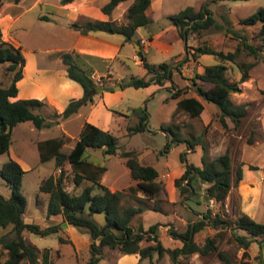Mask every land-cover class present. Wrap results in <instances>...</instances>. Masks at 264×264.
Segmentation results:
<instances>
[{"label":"trees","instance_id":"16d2710c","mask_svg":"<svg viewBox=\"0 0 264 264\" xmlns=\"http://www.w3.org/2000/svg\"><path fill=\"white\" fill-rule=\"evenodd\" d=\"M17 2L18 0H13ZM71 0H60V4H65ZM126 0H108L100 7L102 14L109 16L111 11ZM212 2L215 0H211ZM150 0H132L127 7L126 21L121 24H114L107 21L85 22L82 24L72 22L70 26L81 33L92 31H108L119 34L123 41L131 40L135 35L137 27H147L151 20L145 15V10L149 6ZM204 15L206 17L204 18ZM168 20L176 28L181 39L186 38L187 34L201 28H207L212 23V18L205 9L193 11L191 7H186L177 13L168 15ZM240 30L249 26H256L258 46H253L246 41L244 34H238L230 30L235 38L238 39L233 51L216 50L210 46H196L192 48V56L208 54L217 57L221 62L229 61L233 63L240 72L238 82H230L225 77V66L221 63L207 65L201 73H194L189 78L197 97L205 102L216 106L218 113L217 119L221 126L226 127L225 118H228L233 127L236 128L241 118L245 115L244 104H232L229 100V93L239 90L237 83L248 79L249 69L252 63L237 62L236 58L242 48L247 49L251 54L262 52L264 50V6L258 7L254 12L239 20ZM241 46V47H240ZM188 49V46H186ZM139 58L145 70L141 77L130 76L126 82V87L134 89L145 88L150 85L164 86L170 81L172 70H178L187 58L179 61L176 67L171 68L167 62L149 64L141 51H137ZM60 60L65 67L68 78L76 81L82 88L83 94L80 99L70 100L66 107L60 113L55 111L52 118L35 113L34 110L45 106L46 104L38 99H16V82L21 78V70L24 58L19 47L0 39V63L5 64L7 74V83L0 85V153L7 151L12 127L22 121H30L35 129L49 127L64 120L77 112L81 105L91 104L94 95L97 94V88L104 89L103 78L99 81L93 80L91 70L83 67L77 54L60 53ZM147 76V78H145ZM187 86L178 88L170 93V98L176 99V110L183 111L188 117H197L203 109L201 102L193 96H183L186 93ZM111 90V88H110ZM146 118L142 115L135 125L127 126L125 135H132L145 130ZM170 142H183L179 132L172 126L166 125L160 128ZM69 140L64 135L47 137L36 142L39 161L52 159L58 175H48L38 184V194H44L45 215L47 217L59 215L60 222H54L45 227H40L33 223H25L22 214L25 208V199L20 194V182L24 170L12 159L0 165V179H2L10 188L11 193L8 198L0 196V228L10 227L8 234L0 235V249L6 257L1 264H20L25 261L27 264H51L48 258V249H43L42 257L38 262V250L35 246L27 243L23 239V233L28 232L43 237L50 234H57L59 243L65 242L60 236L65 224L86 231L90 236L89 254L90 257L85 264H98L101 258L102 250L105 248L116 250L121 254L137 253L140 259H147L148 264H154L153 255L157 257L167 253L173 262H176L179 256H188L190 254L207 255L214 252L217 248L213 237H205L202 244L193 240L195 233H198L203 227L209 226L213 229L229 227L232 239L242 249H247L250 243L256 239L264 240V223L257 222L244 213H240L232 221L224 220L218 215L211 216L209 210L202 214L201 219L189 222L182 232L169 230L170 235L179 239L181 244L178 247L167 248L163 246L158 239L157 233H154L155 226L151 225L143 230L140 223L133 225L134 217L138 216L143 210V206L121 207L119 205L122 196L121 191H110L99 182L100 174L105 170L104 167L94 165L83 155L85 149H100L103 155L117 154V138L109 131H103L89 123H83L77 137L67 152L62 151V146ZM251 143L250 138L247 140ZM190 146L199 143V139L188 141ZM168 143L164 144V149ZM204 149V147H203ZM124 159L131 180L135 182L134 187H129L130 191H139L145 198L155 197L161 189L157 182L158 173L150 165H142L138 162L134 151H122L118 153ZM180 163L185 167L179 178L174 180V186L178 191L179 198L187 201L189 197L195 195V188L192 184L194 180L206 183L203 191L205 200H212L216 203H222L231 187V168L230 156L227 151L208 159L206 153L202 154L200 161L201 167L194 166L191 163L184 162V154L179 155ZM239 162L234 170V183L241 179V165ZM66 165L71 171L72 182L75 186L83 181L88 184L78 193L68 192L63 183V176L66 172ZM249 169H256V166L248 165ZM185 180V181H184ZM262 183L264 184V170L262 174ZM97 188L98 193H92ZM38 201V196H36ZM87 207V210L85 208ZM152 209L156 210V206ZM93 213H102L104 222L97 225L90 216ZM240 230L245 234H237ZM248 235V236H247ZM67 241V240H66ZM143 241L146 244H142ZM220 260H225V256L218 252ZM264 264V260L261 262Z\"/></svg>","mask_w":264,"mask_h":264},{"label":"rangeland","instance_id":"374dc122","mask_svg":"<svg viewBox=\"0 0 264 264\" xmlns=\"http://www.w3.org/2000/svg\"><path fill=\"white\" fill-rule=\"evenodd\" d=\"M7 1L13 0H0V8L5 6ZM94 1V0H92ZM101 1V0H98ZM152 5L155 1L151 0ZM161 3L155 12H151L155 9L150 5V11L148 16L153 19V25H162L164 23L162 15L174 14L178 11L191 7L193 11L205 9L212 18V23L207 28H201L195 31H191L187 34V43L192 42L187 51L196 46H210L216 50L233 51L236 47L238 39L235 38L233 33L235 31L238 34H244L247 43L258 46L255 33L257 31L256 26L245 27L244 29L239 25V20L248 16L254 12L258 7L264 6V0H160ZM127 7L130 4V1ZM28 6V2L19 5L18 8H10L11 12H18L20 8L24 9ZM123 6V5H121ZM126 6L114 8L108 19L114 24H121L126 21L125 13ZM152 6V7H151ZM6 8V7H5ZM0 9V10H1ZM100 10V8H99ZM53 0H48L46 6L39 4L26 10L20 18L16 20L14 26H30V24H63L64 20L58 18L54 13ZM101 12V11H100ZM38 13L48 14L56 17L55 21H36L35 16ZM1 14V12H0ZM206 15H204V18ZM1 22V20H0ZM49 27L50 25H45ZM146 33L145 29H142ZM193 33V37L189 34ZM12 34L17 37L21 43H24V33L22 29L16 28L12 30ZM193 40V41H191ZM178 48L183 47V42L178 43L174 39L173 41ZM22 43V45H23ZM241 47V46H240ZM152 55V54H150ZM197 56V55H196ZM190 60L194 59L192 52L189 53ZM188 59V57H187ZM189 60V59H188ZM237 62L252 63V67L249 69L251 81L248 84H240L239 90L229 93V100L232 104H244L245 115L241 118V124L236 129L223 127L218 122L217 113L218 110L212 103L204 102L205 110L202 111L201 118L188 117L187 120L178 116L173 117V121H178L177 125L172 122L170 116L171 110L169 106L172 104L173 99L170 98L169 92L164 89L158 90V88L150 86L148 88L134 89L132 87H124L126 99L123 101L122 111L125 114L124 117L115 116L110 133L117 138V154L115 155H103L100 149H85L84 156L94 165L102 166L105 168L102 174H100L99 182L107 187L110 191H121L123 194L120 198L119 205L121 207L128 206H151L152 203H148V200L141 197H135L134 191H130L129 187H134V182L131 180L128 170L124 165V159L120 157L118 153L122 151H134L139 163H145V158L156 157L157 162H151L152 166L158 173L176 169L181 165L179 155L183 154L184 148L189 147L188 141L199 139V143L192 145V151L184 156L187 163H191L201 167L200 158L202 154L206 153L208 159L219 154V151L228 152L230 156V168H231V187L222 203H216L209 200H205L203 197V191L206 187V183L199 180L192 182L195 188V195H191L187 201L179 200L175 204H169L163 197V194L159 195V201L154 205L159 207L161 211L176 212V217L184 219L185 222L175 218L174 224L170 230L182 232L185 230L186 225L197 219L202 218V214L209 210L210 215H218L224 220L232 221L240 213L244 211L248 212L250 217L257 222L264 223V184L262 183V172L257 171L259 166L264 164L263 160L251 161L250 164L242 162L241 165V179L234 183V170L236 165L241 162L243 150L246 144H250L247 140H252L253 146L264 143V50L251 54L247 49L241 47ZM162 58L159 55L149 56V62L160 63ZM180 60H178L171 68L177 66ZM220 60L213 55H206L201 63H208V65L217 64ZM171 63V62H170ZM5 64L0 63V85L7 83V74L5 71ZM131 66V63L129 65ZM195 65L190 68L189 64H186L183 69L188 80L186 93L184 95H196L192 87V82L189 80L188 74L195 72ZM236 67V66H234ZM173 71V70H172ZM175 71V70H174ZM229 74L231 70L228 71ZM119 73V72H117ZM134 75L140 74L133 72ZM147 78V76H145ZM173 82L178 84L182 83L177 74L172 75ZM188 86L190 88L188 92ZM183 88V87H180ZM117 110V108H115ZM35 113H39L48 119L52 118L53 110L47 105L35 109ZM145 115V130L142 133H135L132 135H125L127 126H132L137 123V118ZM210 118L208 123L204 126V123ZM59 121H62L61 125H58ZM81 119L75 116H70L64 120H58L57 123L45 127L42 129H35L30 121H22L16 123L11 130L10 142L7 151L0 153V165L6 162L8 159L18 160L20 166L24 169V173L21 177L19 192L25 199V208L22 214V219L27 223H33L40 227H45L51 224L48 221V217L45 215V200L44 194H38L37 187L41 180L45 179L48 175L57 176L58 170L54 166L52 159L47 161H39L38 151L35 140L44 139L47 137H55L64 135L69 138L67 142L62 146V151L67 152L74 139L80 131ZM170 125L172 128L179 132L180 137L183 138V142L176 144L170 142L168 136L157 131L161 126ZM65 130L67 133L62 132ZM232 130L233 134L224 136L222 133L229 134ZM186 131V132H185ZM182 132V133H181ZM194 135V137H193ZM238 137V138H237ZM238 141L236 144L235 141ZM168 143L167 148L164 149V144ZM174 144V146H172ZM172 146V148H170ZM207 146V149L206 147ZM191 147V146H190ZM204 147V149H203ZM257 152H253V156ZM258 158L255 157L254 160ZM260 159V158H259ZM164 162L169 164L168 167L164 165ZM248 165L256 166V169H249ZM66 172L63 176V183L65 189L70 193H78L88 183L83 181L80 185L75 186L72 182V174L66 165ZM249 172L251 176L249 179L244 177V174ZM185 181V180H184ZM98 189L94 188L92 193H98ZM11 190L9 186L0 179V196L8 198ZM38 196V201H36ZM87 210V207L85 208ZM198 211V213H195ZM245 212V213H246ZM244 213V214H245ZM90 218L97 225H102L104 222V215L102 213H93ZM141 223V217L136 216L133 219L132 224L136 225ZM162 239L160 242L167 248H174L180 245L177 240H169V229L161 227ZM9 227L0 228V235L7 234L9 238L11 234H8ZM234 233L245 234L243 231L237 230ZM29 241L35 245L38 250V262L42 257L43 249L51 247L49 250L48 258L52 264H85L89 257V234L81 229L71 227V231L61 232L60 236L65 239V242L58 243L56 235H49L40 237L31 233H28ZM248 236V235H247ZM205 237H213L217 246L216 250L207 255H198L196 253L188 256H179L176 262H173L167 253L161 256H155L154 264H261L264 260V240L256 239L252 241L247 249H242L232 239L231 230L229 227H223L213 229L212 227L205 226L198 233H195L193 240L202 244ZM67 240V241H66ZM73 243H72V242ZM142 244H146L144 241ZM58 247V248H57ZM57 248V250H55ZM220 252L225 256V260H220L217 253ZM120 253L116 250L105 248L102 250L101 258L98 264H114V257ZM6 255L0 249V264L4 261ZM20 264H27L25 261H21ZM143 264H148V260L145 259Z\"/></svg>","mask_w":264,"mask_h":264},{"label":"crops","instance_id":"0c3cea01","mask_svg":"<svg viewBox=\"0 0 264 264\" xmlns=\"http://www.w3.org/2000/svg\"><path fill=\"white\" fill-rule=\"evenodd\" d=\"M26 1L28 2V6L24 9L20 8V11L18 12L9 11L10 8H18L19 5L25 3ZM59 1L60 0H53V7L55 9L54 14L58 16V18L64 20L63 24H30L29 27L22 25H18L17 27L14 26L16 20L20 18L26 10H29L39 4H44L46 6V2H48V0H18L17 2L7 1L5 6L2 7V9L0 8V39L12 44L14 47H19L24 58V63L21 70L22 75L21 78L16 82L17 93L15 97L11 98V100L35 98L43 101L56 113L63 111L70 100L80 99L82 97L83 91L81 86L76 81L67 77L65 67L60 60V53L67 52L71 54H77L80 64L83 67L89 68L93 77L103 78V86L105 88H100V91L96 90L97 94L94 95L93 102L91 104L81 105L77 112L72 116L82 120L80 129L83 123L86 122L98 127L103 131L110 132L114 117L125 116L122 111V106L124 99H126L123 89L126 87L124 85L126 80L130 76L138 77V75H134L133 72H138V74H140L139 76H143L145 74L144 67L139 55L137 54V51L142 52V54L145 56L146 62L149 64H157L149 62V56L154 57L159 55L163 60L162 62L169 63L170 67L178 60L188 57L189 60L187 59L184 61L181 67L185 68L186 64H189L190 68H193L194 65L196 66L195 72H190L188 74L189 78H191L194 73H201L203 68L208 65V63H201V60L204 59V56L208 54L197 55L194 57V59H192V61L190 60L189 53H191L192 50L190 49L188 52L186 46H191L192 42L187 43V36L184 39L179 37L176 28L167 18L168 14L162 15V19L164 21L162 25L154 24V26H152L154 21L148 16L150 5H152L151 0L149 2V6L145 10V15L151 20V23L147 27H137L134 37L129 41H123V37L116 33L108 31H92L81 33L70 26L72 22L82 24L85 22L109 20V16L102 14L99 10V8L108 0H71L65 4H60ZM127 1H130V4L132 2V0L120 2L115 8H122L123 6L128 5L129 2ZM160 3V0L155 1L152 5L155 7V9L151 12H155L158 9ZM55 18L56 17L53 18V16L50 17V15L43 13H38L35 16V20L38 22L49 20L55 21ZM45 25L50 26L47 27ZM16 28L22 29L24 33V43L22 42L23 45L21 41L12 34V30ZM142 29H145L146 33H144ZM189 35L191 38L194 36L193 33ZM140 39L146 41L144 47L139 44ZM174 39L178 41V43L183 42V47L179 46L177 48L173 42ZM130 63L132 67L129 66ZM218 63H221L225 66V77L228 79V81H239L240 72L237 67H234L235 65L233 63L229 61H218ZM230 70L231 73L229 74L228 71ZM173 72L174 74L178 75L179 79L182 80L181 84L173 82ZM185 75L186 74L184 73V70L181 68L175 71L173 70L170 81H167L164 86H150L156 87L158 90L164 89L167 92H174L178 88L188 85V78ZM251 79L252 78L249 74L248 79L241 83H237L238 87H241L240 84L246 85L250 83ZM116 86H120V88ZM189 90L190 88L188 86V92ZM183 96L187 95L183 94ZM188 96H193L198 99L203 106L202 111L205 110L204 102H202L199 97L196 95ZM115 108H117V110ZM169 110H171L170 116L172 117L171 120L174 125H177L178 121L176 119L173 121V117L176 118L181 116L187 120V116L183 111L176 110V99H173L172 104L169 106ZM202 111L199 114V118H201ZM139 118H137V122ZM209 120L210 118H208V120L204 123V126ZM61 123L62 121H59L58 125H61ZM143 123H145V119L143 120ZM225 123L228 129L237 128L233 127L228 118H225ZM240 124L241 122L239 125ZM157 131L165 135L161 129H158ZM62 132L67 133L65 130H62ZM222 134L224 136H232L233 132L231 130L229 134ZM37 141L38 140L34 141L35 145ZM235 143L237 144L238 141L236 140ZM172 146H174V144H172ZM172 146L170 148H172ZM205 147L207 149V146ZM192 150L193 149L190 146L185 147L183 151L184 156L190 153ZM223 152H225V148L223 151H219V154ZM253 152H257L256 155L253 156ZM219 154L216 153V156ZM255 157L258 159L254 160ZM257 160H263L264 162V143L262 142V144H258V146H253L251 143L246 144L243 150L241 162L250 164L249 162ZM15 161L20 165L18 160ZM153 161L157 162V158L148 156V158H145L144 160L145 163L140 164L152 166L151 162ZM185 162L186 160L184 159L183 163ZM164 165L166 167L169 166L167 162H164ZM184 169L185 167L183 164H181L176 169H170L161 173L157 172V182L160 184L161 189L155 197L146 198L148 203H152V205H144L143 210L138 215L141 217L140 225L143 230H146L151 225H156L154 233H157L159 240L163 238L161 227H164L165 229L168 228L170 230L172 224H174L175 218L185 222L184 219L176 217V212L171 214L165 210L161 211L157 206L156 210L152 209V207L155 206L154 203L159 201L160 194H163L164 199L169 204H175L179 200V194L174 186V180L181 176ZM22 170L24 169L22 168ZM263 170L264 164L259 166L257 171H260L263 174ZM244 177L249 179L251 176L249 175V172H246ZM133 193L137 198H139V195H136V193H140L141 197L145 199V196L141 192L134 191ZM245 212L246 211H244V213ZM195 213L199 214L198 211H195ZM245 214L250 217L248 212ZM48 221L51 223L60 222L61 217L59 215L50 216L48 217ZM23 222L25 221L23 220ZM71 227L73 226L65 224L62 228V232L71 231ZM27 234L28 232L23 233V239L25 241L26 238H28ZM50 235L57 236V234ZM169 236V240H172V242L173 240H177V245L181 244L179 239L173 238L170 234ZM26 242L33 245L29 241ZM57 248L55 250H57ZM46 249L52 250L51 247ZM152 259L154 260L155 256H153ZM144 261L145 259H140L137 253H120L114 257V264H143Z\"/></svg>","mask_w":264,"mask_h":264},{"label":"built area","instance_id":"2783aa9c","mask_svg":"<svg viewBox=\"0 0 264 264\" xmlns=\"http://www.w3.org/2000/svg\"><path fill=\"white\" fill-rule=\"evenodd\" d=\"M139 44L142 46V47H144L145 46V44H146V41L145 40H143V39H140L139 40ZM93 80H95V81H99V78H95V77H93L92 75L90 76ZM210 201V203H212V200H209Z\"/></svg>","mask_w":264,"mask_h":264},{"label":"water","instance_id":"95a60500","mask_svg":"<svg viewBox=\"0 0 264 264\" xmlns=\"http://www.w3.org/2000/svg\"><path fill=\"white\" fill-rule=\"evenodd\" d=\"M116 87L120 88V86H116ZM97 90H98V91H100L101 89H100V88H98Z\"/></svg>","mask_w":264,"mask_h":264}]
</instances>
